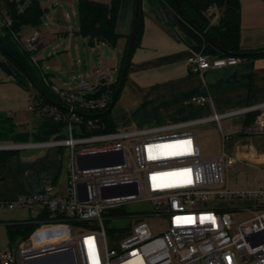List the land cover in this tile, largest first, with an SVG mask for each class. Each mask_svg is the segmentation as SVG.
Wrapping results in <instances>:
<instances>
[{
    "label": "built area",
    "instance_id": "1",
    "mask_svg": "<svg viewBox=\"0 0 264 264\" xmlns=\"http://www.w3.org/2000/svg\"><path fill=\"white\" fill-rule=\"evenodd\" d=\"M2 18L0 17V20ZM7 28L10 19L2 22ZM31 64L38 70L39 33L34 32L21 43ZM236 57L209 58L202 54L187 57L192 74L237 64ZM114 70L96 68L89 79L76 81L73 89H59L44 74L43 83L57 97L53 103L34 100L27 111L54 123H61L63 140L13 145L15 149H67L65 157L66 188L64 193L46 183L41 193L22 194L10 201H0V211L22 209L46 216L31 233V238L18 247L0 254L1 264H23L28 260L58 254L56 264H264V187L256 190L223 189L222 164L246 163L264 172V154L252 138H264V103L222 114L213 113L183 127L215 122L222 140L216 158L202 159L197 135L192 132L172 134L180 126L158 130L112 131L96 119L81 115L102 112L112 101ZM206 97H194L203 103ZM255 113L251 123L236 131L224 132L221 122ZM53 136L51 138H58ZM232 141L231 147L226 143ZM93 165V166H90ZM147 200L156 216L164 218L165 229L153 234L147 223L135 224L117 246L108 248L103 213H109L127 202L143 200L141 179ZM248 198L252 218L235 224L230 216L236 207L232 201ZM208 202H227L228 206H205ZM94 223L98 228L89 224ZM72 224L63 241H47L55 225ZM51 230V231H50Z\"/></svg>",
    "mask_w": 264,
    "mask_h": 264
},
{
    "label": "crops",
    "instance_id": "2",
    "mask_svg": "<svg viewBox=\"0 0 264 264\" xmlns=\"http://www.w3.org/2000/svg\"><path fill=\"white\" fill-rule=\"evenodd\" d=\"M2 1L0 0V23L9 19ZM252 6V13L246 19L240 5L241 53L264 51V0H253ZM140 11L141 30L129 56L123 87L114 104H118L117 110L121 112L143 111L151 115L141 122L142 128L139 131L158 130L169 126H182V130H188L202 124L189 127L183 125L209 118L213 113L222 114L264 103V55L251 57L240 53L235 56L239 61L233 66L211 68L192 74L187 68V57L202 54L209 58H218L222 52L185 22L164 0H141ZM220 14L216 8H211L206 13L212 25L217 24ZM133 20L132 1L121 0L115 25V32L120 38L114 48L107 47L111 57L113 54L117 58L124 56ZM20 32L19 30L17 36ZM34 32L39 33L38 30ZM101 46L95 47L101 50ZM46 78L52 84L49 77ZM30 86L25 74L0 52V117H14L12 121L17 131L24 132L26 129L34 134L44 118L38 115H32L29 120L22 118L26 111H20L17 107V102L30 91ZM200 96L207 100L203 103L192 101V98ZM33 98L36 100L35 96ZM17 118L20 120H14ZM111 118L114 123L112 116ZM254 118L255 113L231 118L233 124L229 132L236 133L242 124L251 123ZM250 141L260 145L264 143V138H252ZM232 143L229 141L226 144L231 147ZM254 146L258 148L255 144ZM13 150H17L16 155L0 164V201H10L22 194L41 193L46 183H51L55 188L63 159L60 150ZM15 221L26 220L4 221V228L6 223ZM8 242V248L13 249L9 237Z\"/></svg>",
    "mask_w": 264,
    "mask_h": 264
},
{
    "label": "rangeland",
    "instance_id": "3",
    "mask_svg": "<svg viewBox=\"0 0 264 264\" xmlns=\"http://www.w3.org/2000/svg\"><path fill=\"white\" fill-rule=\"evenodd\" d=\"M31 1H36L39 4L42 11L41 22L37 27L29 25L22 26L18 38L21 43H24L25 40L32 35L33 31H39L40 36L37 43L38 51L36 54L40 64V69H38V71L47 75L55 87L65 90L73 89L76 81L89 79L94 69L100 67L114 70L115 77H117L122 55L118 56V58L114 54L112 57L104 56L99 48L90 46L88 39L79 35L77 13L78 0H17V3L19 8L23 10ZM100 1L110 2V0ZM131 1L134 7V0ZM252 2L253 0H240L241 12L246 19L247 16L252 13ZM34 96L35 90L31 85L30 91L17 102L18 109L20 111H26L23 112L22 118L29 120L32 115H35L26 110L28 105L34 101ZM117 106L118 104L116 103L111 111V116L114 119L116 127L123 130H139L142 128L141 122L151 117V115L143 111L121 112L117 110ZM36 117L38 118V116ZM13 118L14 117L10 118L12 123ZM14 120L19 121L20 119L17 118ZM221 124L223 131L229 132L233 121L227 119L223 120ZM14 129V133L5 137V141H0V146L21 144L22 142H20L21 139L19 138L21 136L26 138V142L31 143H42L66 138L65 135H62L55 139H39L26 129L23 130L24 132H21L22 130L17 131L16 128ZM187 131L197 135L196 142L199 146L202 159H213L219 156L222 144L219 129L215 122L204 123L191 127L188 130L178 129L176 132L162 134L168 135ZM254 144L258 147L259 153L264 154V143L257 145L254 142ZM60 151L63 159L59 178L54 189L55 191H59V193H64L66 188L65 157L67 149L63 147ZM222 172L225 181L223 189L256 190L259 187H264V172L246 163L236 162L232 166H226L223 163ZM139 178L141 179L144 193L143 200L127 202L121 207L109 213H103L102 215L106 231L105 241L108 248L116 247L118 241L123 239L135 224L142 222L147 223L153 234L161 233L166 227L164 218L156 216V213H154V207L151 202L147 200L145 185L140 175ZM253 204V201L248 198L235 200L229 203L230 207L237 208L236 211L230 212L232 221L237 225L249 221L252 218V214L250 210L248 211L245 209L253 207ZM209 205L216 207L228 206L227 202H208L205 204V206ZM35 216L36 214L22 209H5L0 211V254L9 249L8 237L3 222L7 220H28L35 218ZM89 224L91 223H85L86 226ZM91 226L98 228L94 223H92ZM39 228L40 227H37V229ZM68 228H72V224L68 223V225L52 226L51 229L54 230L47 241H63ZM31 237L30 234L26 239L16 237L11 243V247L16 248L20 244L27 242Z\"/></svg>",
    "mask_w": 264,
    "mask_h": 264
},
{
    "label": "trees",
    "instance_id": "4",
    "mask_svg": "<svg viewBox=\"0 0 264 264\" xmlns=\"http://www.w3.org/2000/svg\"><path fill=\"white\" fill-rule=\"evenodd\" d=\"M170 5L180 17L197 31L204 33L212 44L221 50L220 57L238 56L241 53L239 48V31H240V4L239 0H176L179 11L173 0H164ZM2 3L6 9V14L11 20V25L7 28L0 23V45H2L15 66L23 73L26 71L31 79L41 88L46 97L41 96L35 90V99L43 102L52 103L57 101V97L45 86L42 80V75L31 64L29 54L23 51L15 42L12 33L18 34L20 28L25 25L37 27L41 22L42 11L36 1H31L30 4L23 10L19 9L18 3L15 0H3ZM121 0H110L109 3H101L95 0H78V32L83 38L88 39L90 46L106 45L109 48H114L120 36L115 32V25L119 13ZM211 8H216L220 11V16L217 24L212 25L206 13ZM1 17V15H0ZM141 30V11L139 12L138 30L135 42ZM134 42V45H135ZM133 45V47H134ZM133 50V48H132ZM131 50V51H132ZM261 54H252L251 57L263 56ZM121 59L120 69L116 77V82L112 85V100L117 101L123 85L121 86L118 95H115V90L118 85V79L123 63ZM129 59L127 62V66ZM127 71V69H126ZM47 77V75H45ZM125 80V77H124ZM124 84V82H123ZM111 110L105 109L102 112L89 113L87 118L96 119L103 127L100 131H112L115 125L111 118ZM14 125L10 119L0 117V141H5V137L14 133ZM61 123H54L50 120L43 119L36 128L34 135L39 139H48L53 136H61ZM20 142L26 143V138L21 136ZM17 150H0V164L9 157L16 155ZM46 220L45 215L29 219L26 221L8 222L5 228L12 243L16 237L26 239L29 234L37 227L38 223Z\"/></svg>",
    "mask_w": 264,
    "mask_h": 264
},
{
    "label": "water",
    "instance_id": "5",
    "mask_svg": "<svg viewBox=\"0 0 264 264\" xmlns=\"http://www.w3.org/2000/svg\"><path fill=\"white\" fill-rule=\"evenodd\" d=\"M173 2L175 3L178 12L179 8H178V4L176 3V0H173ZM139 12H140V0H134V20H133V27H132V31L129 35L128 38V43H127V47H126V51L124 54V58H123V63H122V67H121V71H120V76L118 79V85L117 88L115 90V95H118V93L120 92L121 86L123 85L124 82V77L126 74V69H127V62L131 53V50L133 48L134 42H135V38H136V34H137V30H138V23H139ZM199 32V31H198ZM211 45L212 42L209 40V38L204 34L199 32ZM220 50V49H219ZM101 51L103 53L104 56L107 57H111V52L109 51V49L107 48L106 45H102L101 46ZM221 51V50H220ZM0 52L5 55V56H9V54L7 53L6 49L0 45ZM264 53V51H262ZM252 54H261V52H246V53H241V55H252ZM25 76L27 77V79L30 81L31 85L34 87V89L43 97H46L45 94L43 93V91L41 90V88L31 79V77L29 76V74L24 71ZM53 104H56L54 102H52ZM115 104V100L113 99L110 103V106L108 108V110H111V108L114 106ZM57 105V104H56ZM82 116L84 117H89L90 115L88 114H84L81 113ZM15 149V147L13 145H9V146H0V150H13ZM93 166V165H90ZM58 254H52V255H44V256H40L31 260L26 261L23 264H56V260L58 258ZM71 264V263H69Z\"/></svg>",
    "mask_w": 264,
    "mask_h": 264
}]
</instances>
